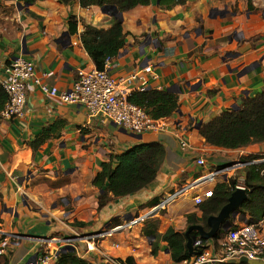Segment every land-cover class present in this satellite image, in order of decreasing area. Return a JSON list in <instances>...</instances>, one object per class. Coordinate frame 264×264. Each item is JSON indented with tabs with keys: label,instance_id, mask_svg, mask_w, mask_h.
I'll return each mask as SVG.
<instances>
[{
	"label": "crops",
	"instance_id": "0c3cea01",
	"mask_svg": "<svg viewBox=\"0 0 264 264\" xmlns=\"http://www.w3.org/2000/svg\"><path fill=\"white\" fill-rule=\"evenodd\" d=\"M24 4L0 0V6L10 10L9 15L0 13V81L10 62L23 57L35 64L43 83L60 92L70 91L80 71L96 68L82 43L84 25L108 29L117 18L104 14L100 7L84 9L78 2ZM71 16L79 21L75 34L70 32ZM119 18L125 46L112 60L109 74L118 79L144 73L147 91L176 94L180 108L163 119L166 131L136 135L105 117L92 119L84 106L63 103L29 83L26 118H0L4 205L0 236L16 237L0 264H34L40 255L64 247L65 239L97 235L116 218L122 224L149 212L148 219L159 222L160 234L169 228L186 233L188 215L202 217L193 201L195 194L179 198L162 212L151 210L155 200L199 177L202 170L195 165V157H206L209 167H223L241 161L229 160L237 153L264 155V144L238 150L211 146L198 129L199 123L210 122L264 92V0H189L172 10H162L159 0H152ZM132 88L138 91L137 84ZM50 127L54 137L34 152L30 144ZM182 141L189 142L194 154L182 149ZM156 142L166 148L156 180L118 200L109 194L100 209L103 192L93 185L100 164L137 145ZM238 172L242 177L243 170ZM75 222L91 226L72 227ZM145 224L97 239L96 250L90 254L78 242L85 252L79 256L91 264H111V259L120 262L129 257L136 264H186L173 262L164 242L154 256L152 239L143 234ZM225 235L203 248L217 252Z\"/></svg>",
	"mask_w": 264,
	"mask_h": 264
},
{
	"label": "trees",
	"instance_id": "16d2710c",
	"mask_svg": "<svg viewBox=\"0 0 264 264\" xmlns=\"http://www.w3.org/2000/svg\"><path fill=\"white\" fill-rule=\"evenodd\" d=\"M28 5H33L39 0H19ZM61 4L70 5L78 2L84 8L112 6L117 9L118 15L130 11L138 6H147L152 0H58ZM189 0H160L159 7L162 10H172L175 6L185 5ZM251 1V0H249ZM79 21L75 16L69 19L70 32H78ZM82 43L98 70H104L107 59L115 58L125 46L126 34L120 18L108 29L97 28L92 25H84ZM130 102L141 107L155 120H162L173 116L180 106L178 96L172 92L148 90L133 92ZM8 102V94L0 83V114ZM200 135L206 142L214 147L227 150L244 149L254 144H264V92L252 99L244 100L239 109H232L200 126ZM53 127L42 132L30 146L36 152L48 140L54 137ZM166 158V148L162 143L140 144L122 155L113 156L110 161L100 164V171L93 181V185L103 192L100 209L109 200L112 194L115 200L134 195L149 185L157 178L162 164ZM264 155L255 154L245 157L243 162L262 160ZM245 186L248 191V200L239 210L240 222L257 224L264 219V162L247 166L243 170ZM237 184L236 179L219 183L214 188L213 197L199 206L202 217L188 215V228L193 225H204L206 230L207 219L217 215L228 203ZM162 199V198H161ZM155 200V207L161 201ZM3 201L0 195V224L3 223ZM151 207V208H152ZM233 227L237 228L241 223L231 220ZM120 225V219L112 220V229ZM159 222L148 219L143 228V234L152 239V254L156 256L160 250V243H167L171 258L175 263L188 261L192 256L187 248L185 233H179L174 228H169L164 234L158 232ZM72 227L85 229L91 223L75 222ZM106 229V230H107ZM226 234L221 232L219 236ZM192 236L199 237L198 232H192ZM219 236L217 238H219ZM216 238V239H217ZM207 242H204L206 244ZM121 264H136L132 257ZM57 264H91L79 256L76 250L60 252Z\"/></svg>",
	"mask_w": 264,
	"mask_h": 264
},
{
	"label": "built area",
	"instance_id": "2783aa9c",
	"mask_svg": "<svg viewBox=\"0 0 264 264\" xmlns=\"http://www.w3.org/2000/svg\"><path fill=\"white\" fill-rule=\"evenodd\" d=\"M106 60L104 70L92 68L82 70L78 74V79L70 91L60 92L58 88H50L43 83V79L38 75L35 64L23 57L13 59L5 69V76L0 83L8 94V102L1 112L3 119H25L28 95V84L33 83L50 95L58 98L67 104H79L86 108L90 118L96 119L105 117L125 131L142 135L145 133L164 132L167 129L164 120H155L146 113L144 109L130 102L129 98L133 93V84H137L138 91H147L148 83L144 73H133L127 77L115 78L109 74L112 60ZM181 147L184 151L192 152V148L187 141H182ZM195 165L202 172L193 182L183 186L178 191H174L164 196L151 212H162L179 198L195 194L193 201L196 206L202 205L205 201L213 197L214 188L219 183L229 182L234 179L238 171L244 170L247 166L263 161H252L245 163L238 161L223 167H209L206 157L196 156ZM234 191L245 189L244 176L239 177ZM152 216L147 215L133 217L130 220L112 228L102 231L97 235L88 236L84 239L74 241L65 239L64 247L72 245L77 253L84 254L78 248V242L84 243L86 253L90 254L96 250L95 241L97 239L110 237L118 231L136 228L145 223ZM263 221L257 224L244 222L235 229H230L225 237L219 242L217 252L202 248L199 255L192 256L186 264H225L230 260L247 258L250 261L264 262V233L261 230ZM14 235L0 236V257L7 254L8 248ZM47 241V240H44ZM62 247V248H64ZM61 248V249H62ZM57 249L53 254L40 255L34 264H50L57 260V255L61 251ZM111 264H121L115 259L110 260Z\"/></svg>",
	"mask_w": 264,
	"mask_h": 264
},
{
	"label": "water",
	"instance_id": "95a60500",
	"mask_svg": "<svg viewBox=\"0 0 264 264\" xmlns=\"http://www.w3.org/2000/svg\"><path fill=\"white\" fill-rule=\"evenodd\" d=\"M160 2V0H159ZM23 7H29L30 5L24 4ZM102 12L109 16H114L119 18L117 9L112 6H105L102 8ZM249 68L247 70H251ZM235 109H239L238 107ZM202 123L198 124V129ZM248 191L245 189H237L231 195L228 200V203L220 210V212L211 216L207 219V227L208 230L204 227V225H193L188 228L185 233L187 239V248L191 256L199 255L202 252V248L204 247V242H209L211 240L216 239L221 232L227 233L230 229H232L233 224L231 220H236L240 218L239 210L242 205L248 200ZM198 232L199 237L192 236V232ZM87 236L75 237L72 240L77 241L80 239H84ZM47 240V239H45ZM70 250L74 251V247L72 245H68L61 249L60 252ZM59 252V253H60ZM58 253V255H59ZM57 255V256H58ZM228 264H264L263 261H250L247 258H241L239 260H230L227 262Z\"/></svg>",
	"mask_w": 264,
	"mask_h": 264
},
{
	"label": "rangeland",
	"instance_id": "374dc122",
	"mask_svg": "<svg viewBox=\"0 0 264 264\" xmlns=\"http://www.w3.org/2000/svg\"><path fill=\"white\" fill-rule=\"evenodd\" d=\"M9 9L8 8H6L5 6H0V13L1 14H5V15H9L10 13H9ZM241 151V150H240ZM244 151V150H243ZM253 155H255V154H253ZM228 157H230V155H227ZM248 156H250V154H243V155H241L240 156V154H236V155H232L231 156V158L229 159V160H235V159H237V160H241V161H243V159L245 158V157H248ZM264 159H262V160H257V161H263ZM236 161V160H235ZM239 172L238 173H236V176L234 175V179H238L239 178ZM60 202V201H59Z\"/></svg>",
	"mask_w": 264,
	"mask_h": 264
}]
</instances>
